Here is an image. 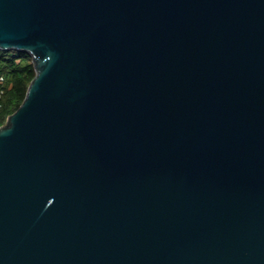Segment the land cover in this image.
Masks as SVG:
<instances>
[{
  "label": "water",
  "instance_id": "water-1",
  "mask_svg": "<svg viewBox=\"0 0 264 264\" xmlns=\"http://www.w3.org/2000/svg\"><path fill=\"white\" fill-rule=\"evenodd\" d=\"M0 50V264H264V0H0Z\"/></svg>",
  "mask_w": 264,
  "mask_h": 264
},
{
  "label": "trees",
  "instance_id": "trees-1",
  "mask_svg": "<svg viewBox=\"0 0 264 264\" xmlns=\"http://www.w3.org/2000/svg\"><path fill=\"white\" fill-rule=\"evenodd\" d=\"M32 58L17 51L0 50V127L24 101L28 87L35 77Z\"/></svg>",
  "mask_w": 264,
  "mask_h": 264
},
{
  "label": "built area",
  "instance_id": "built-area-1",
  "mask_svg": "<svg viewBox=\"0 0 264 264\" xmlns=\"http://www.w3.org/2000/svg\"><path fill=\"white\" fill-rule=\"evenodd\" d=\"M4 83V80L3 78L0 79V84H3Z\"/></svg>",
  "mask_w": 264,
  "mask_h": 264
}]
</instances>
